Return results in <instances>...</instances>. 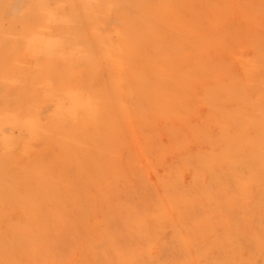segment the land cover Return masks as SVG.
I'll return each instance as SVG.
<instances>
[{
	"label": "rangeland",
	"instance_id": "obj_1",
	"mask_svg": "<svg viewBox=\"0 0 264 264\" xmlns=\"http://www.w3.org/2000/svg\"><path fill=\"white\" fill-rule=\"evenodd\" d=\"M0 264H264V0H0Z\"/></svg>",
	"mask_w": 264,
	"mask_h": 264
},
{
	"label": "snow or ice",
	"instance_id": "obj_2",
	"mask_svg": "<svg viewBox=\"0 0 264 264\" xmlns=\"http://www.w3.org/2000/svg\"><path fill=\"white\" fill-rule=\"evenodd\" d=\"M41 7L45 8L47 11L44 16L39 18L37 21V27L40 31H47L48 26L52 25L53 22L56 20L57 16V10L61 7H67L64 5H42ZM81 101V94L79 92H76L74 90H69L66 93V96L62 98L59 108L60 111L65 112L69 115L76 113V106ZM89 108H91V104L88 105Z\"/></svg>",
	"mask_w": 264,
	"mask_h": 264
}]
</instances>
